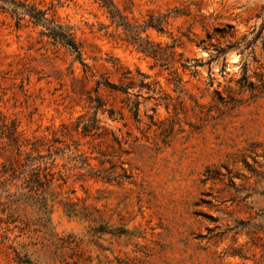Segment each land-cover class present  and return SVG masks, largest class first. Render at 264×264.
Here are the masks:
<instances>
[{"label": "rangeland", "instance_id": "374dc122", "mask_svg": "<svg viewBox=\"0 0 264 264\" xmlns=\"http://www.w3.org/2000/svg\"><path fill=\"white\" fill-rule=\"evenodd\" d=\"M19 1L85 65L0 11V264H264V0H114L163 17L148 53L95 0ZM32 168L47 202L23 197Z\"/></svg>", "mask_w": 264, "mask_h": 264}, {"label": "trees", "instance_id": "16d2710c", "mask_svg": "<svg viewBox=\"0 0 264 264\" xmlns=\"http://www.w3.org/2000/svg\"><path fill=\"white\" fill-rule=\"evenodd\" d=\"M97 1L100 6L105 10L108 14L111 22L118 27H122L127 35V42L129 44L137 45L141 52L148 53L150 52V43L141 37V34L146 31L148 28H153L159 32L162 31V26L164 24L163 17L158 16L157 19L150 18L148 22H146L143 26H132L130 23L126 21L124 15L118 10L114 0H95ZM0 11L7 12L11 15V17L15 20V24L17 26L21 25V22L24 20L25 17H28L30 21L41 28L40 35L42 37L47 38L50 43L54 46H61L68 50L74 58L79 61L81 64L85 65L81 47L78 41L75 38L73 28L71 26L59 23L55 17L49 16L48 10H42L35 5L21 3L19 0H0ZM229 31L232 29L231 26L227 25L225 27ZM225 28L222 29H215V32L224 33ZM210 39V36H207ZM244 41V40H241ZM204 44V41H201L199 45ZM213 47L212 51L215 52L214 59L217 58L219 55L225 53L226 51L224 48H232L238 47L233 45V43H229L226 47L217 48L215 45H211ZM112 89L117 91H121L123 93H128L127 89H123L120 86H112L109 84ZM97 101V108L102 107V104L99 99ZM130 111L133 112L134 116H137L138 112V104L137 102H130ZM110 115H114L113 110H109ZM3 120V119H2ZM1 120V121H2ZM5 120V119H4ZM3 122V127H8L11 130V135L16 134L17 125L12 123L10 126ZM17 136V135H16ZM14 141L12 145L13 149L17 151V154L20 153V146ZM34 160L30 159V155H27L25 167L29 169L30 166L33 165ZM26 174L29 178L28 184L24 188V196L27 201L29 202H47L48 199L46 198V189L50 182L52 181L49 178H46V174L44 175V179L48 181V183H44L42 181L41 172L39 168H32L31 170L27 171ZM53 179V178H52ZM7 183L2 181L0 178V189H5Z\"/></svg>", "mask_w": 264, "mask_h": 264}]
</instances>
